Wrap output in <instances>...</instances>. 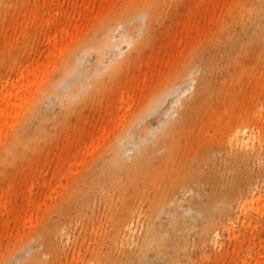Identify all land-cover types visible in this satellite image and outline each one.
I'll use <instances>...</instances> for the list:
<instances>
[{
  "label": "bare ground",
  "instance_id": "obj_1",
  "mask_svg": "<svg viewBox=\"0 0 264 264\" xmlns=\"http://www.w3.org/2000/svg\"><path fill=\"white\" fill-rule=\"evenodd\" d=\"M184 2L99 0L93 9L108 6L113 20L102 18L92 35L83 36L72 33V17L62 10L58 16L64 24L62 36L53 37L62 52L52 69L40 62L16 66L14 57L5 63L0 60V70L10 71L0 77V176L26 168L33 181L34 170L24 165L32 155L44 153L41 141L52 145L55 122H64L103 82L109 83L135 61L151 41L160 14L179 10ZM76 3L72 19L79 26L83 9ZM11 7L13 0H0V21ZM226 16L206 38L211 45L208 55L191 46L193 52L183 64L93 155L89 170L73 182L61 177L63 191L45 203L50 211L42 226L2 252L0 264H63L72 251L79 252L83 264H193L197 259L229 264L231 252H236L233 264H251L241 255L251 248L239 238L236 222L252 219L251 208L264 212V193L253 186L254 170L245 167L264 146V0H239ZM10 22L7 19L5 26L13 27ZM1 25L0 49L6 54L20 50L21 43L12 46L14 51L6 43L1 46ZM246 30L250 31L247 42ZM223 44L224 51L233 50L223 64L224 76L217 88L208 75L207 62L216 61ZM211 62L210 66L215 63ZM250 72L253 78L245 80ZM189 90L193 91L184 94ZM171 93L170 106L154 126L146 119L147 113L158 112ZM218 105L221 110L211 119L222 121L220 130L201 136L197 116L205 111L211 114ZM218 152H222L221 170L237 172L223 186L220 172L214 170ZM62 153L53 168L58 176L66 173L70 162ZM44 184L50 190L58 187ZM12 185L11 180L0 183V205L5 212H15L23 203L38 204L32 198L33 185L23 187L27 191L22 193L23 203L17 202L16 190L15 199L8 198L4 193ZM12 188L17 189L16 185ZM195 191L204 193L198 206L187 203L188 194ZM139 229L144 232L139 234ZM232 238L241 240L233 247Z\"/></svg>",
  "mask_w": 264,
  "mask_h": 264
},
{
  "label": "rangeland",
  "instance_id": "obj_2",
  "mask_svg": "<svg viewBox=\"0 0 264 264\" xmlns=\"http://www.w3.org/2000/svg\"><path fill=\"white\" fill-rule=\"evenodd\" d=\"M76 2L81 4L83 9L79 26H76L75 19H72ZM98 2L99 0H13V7L4 10L3 19L0 21L2 23L1 46L6 43L7 46H10V50L14 51L12 46L21 43V48L7 54L0 49V60L5 63L7 59L14 57L13 61L17 64L16 66H32L33 63L40 62L43 68L48 69L49 66L52 69V65L59 61L57 58L62 52V48H58V44L53 40L56 35L58 38L62 36L64 24L58 21L59 12L63 10L71 15L70 26L73 30L72 33H75L76 36L92 35L102 18L113 20L114 12H109L108 6L104 10L93 9L94 5L98 8ZM238 3L239 0H185L179 10L174 11L171 8V10L160 14L151 41L144 47L137 59L129 63L122 71L117 72L109 83L103 82V85L96 89L95 95L68 114L64 118V122H55L51 131L53 132L52 145L49 142L41 141L40 147L44 149V153L32 155L28 164L24 165L34 170L33 181L28 176L31 173H28L26 168L24 171H11L10 176H0L2 185L7 184L10 180L13 182L12 187L16 185L17 189L11 187L8 192L4 193L8 195V198L15 199L14 197L17 196V202L23 203L25 199H23L22 193L27 191L22 190L25 184H28L29 186L33 185L32 198L35 202L38 201V204L35 205L23 203L17 211L12 213L5 212V208L0 205V256L2 252L12 248L21 237L29 235L33 231L36 232L42 226L43 219L48 216L50 211V208L47 210V206L50 201L57 198V192L63 191L62 186L59 185L61 177H64V182H73L75 178L89 170L94 159L93 155L100 152L110 138L117 134L121 126L131 120L139 106L157 92L160 83L169 76L171 71L183 64V60L193 52L190 49L191 46L198 47L204 50L207 55L209 54L211 45L206 41L207 36L212 34L213 27L224 23L227 18V10ZM181 16H186L187 21H183ZM7 19L11 21L9 24L12 23L13 27L5 26L4 22ZM136 22L138 23V21ZM238 30H240L239 26L236 31ZM243 37L247 42L250 39V31L246 30ZM67 43L63 44L64 49L68 46ZM234 44L237 45V42ZM225 48L224 44L223 47H220L216 61L210 59L215 62L211 65L212 67L209 64L210 61L207 62L208 75L212 78V84H215L217 88L224 76L222 74L223 64L233 50L224 51ZM49 56L54 57L49 59ZM93 56H96V52H93ZM8 73L10 71L3 68L0 70V77L6 76ZM251 73L245 80L253 78ZM87 75L89 76V73ZM88 76H84L86 82H90ZM90 86L93 87V84ZM190 91L193 90L184 94L188 95ZM173 97L174 93L169 94L159 111L147 113L146 119L153 122L155 126L161 113L170 106ZM216 109V111L212 110L211 114L205 111L202 115L197 116L201 136L209 134L213 129L220 130L222 121L211 119L212 115H218L221 110L219 105L216 106ZM166 119H163L157 126L163 125ZM56 151L59 152L55 153ZM62 152L66 153L64 155L70 162H68L69 167L66 173L58 176L54 173L53 168L60 159L58 155L63 154ZM216 156L214 170L220 172V186L231 183L237 176V172L232 168L221 170L222 152H218ZM245 167L254 170L252 183L255 184L253 186L255 189L260 188L264 193V146L259 157H252ZM244 169L247 171L246 168ZM45 181L58 187L50 190V186L44 184ZM203 187L208 189L210 186L203 185ZM15 190L18 191L16 196L14 195ZM44 190L45 196L42 194ZM203 194L196 191L188 194L187 200H190L187 203H194L195 206H198L200 200L204 199ZM46 202L49 204L46 205ZM248 211L252 219L236 222L239 238L245 239L251 248L249 253L244 250L241 255H245L251 264H264V212L261 213L256 208H251ZM199 218L202 219V214L199 215ZM143 232L141 231L139 234ZM239 238H232L230 244L234 247V244L241 240ZM81 242L82 240L79 239L78 244ZM208 248L210 247L208 246ZM73 252H70L69 260L65 259L63 264H83L79 252L74 254ZM233 253L231 252V256L227 259L229 264H233L236 252ZM205 262L206 259L202 262L197 259L193 264H214L213 261Z\"/></svg>",
  "mask_w": 264,
  "mask_h": 264
}]
</instances>
